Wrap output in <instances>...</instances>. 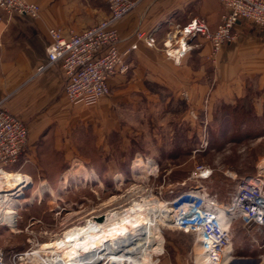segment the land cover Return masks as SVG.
<instances>
[{"label": "rangeland", "instance_id": "1", "mask_svg": "<svg viewBox=\"0 0 264 264\" xmlns=\"http://www.w3.org/2000/svg\"><path fill=\"white\" fill-rule=\"evenodd\" d=\"M249 31L258 30L251 25ZM229 53L220 63L215 56L205 62L209 87L191 100L181 93L150 92L135 103L138 107L119 102L110 114L100 104L110 90L94 107L70 105L65 118L28 145L13 166L33 177L18 191L20 198L13 196L20 200L13 228L0 222V249L7 259L40 251L22 264H42L66 231L125 210L133 200L169 203L176 193L202 186L224 207L239 179L261 172L264 160V72H258L264 69V57L258 56L264 47L252 54ZM234 107L252 108L254 123L234 122ZM138 160H154L155 167L140 169ZM202 164L212 174L198 181L193 175ZM169 224L161 228L164 252L152 254V263L197 264L196 235ZM232 235L230 264H264V229L236 221Z\"/></svg>", "mask_w": 264, "mask_h": 264}, {"label": "crops", "instance_id": "2", "mask_svg": "<svg viewBox=\"0 0 264 264\" xmlns=\"http://www.w3.org/2000/svg\"><path fill=\"white\" fill-rule=\"evenodd\" d=\"M29 1L41 8L40 16L36 19L7 13L0 8L3 19L0 25V104L25 123L29 131L28 145L31 146L53 124L65 118L70 105H75L66 96L67 79L60 64L39 72L40 67L48 62V51L53 42L50 29H62L65 36L82 33L108 19L110 10L106 0ZM133 1L137 3L136 7L115 25L121 52L128 51L138 43V49L124 57L123 64L129 70L109 79L111 94L106 99L102 98L100 101L105 99L102 103L99 101L85 107L105 103V113L111 114L119 102L125 101L130 107H138L135 103L143 100L148 93L161 91L181 93L192 99L193 93H203L209 87L205 86V65L211 62L213 56L217 64L229 51L232 54L239 49L247 54L264 47V30L247 21H240L233 31L235 41L227 44L228 48L224 46L217 56L210 43L197 38L186 48L181 63H175L164 53L163 42L168 31L185 26L194 18L203 19L211 31H216L227 13L223 3L220 0ZM251 25L258 30L257 33L249 31ZM138 32L153 33L157 44L148 47L144 41H137ZM258 56L263 58L264 53ZM258 72L263 73L264 69ZM224 94L223 91L217 93L220 97ZM9 172L33 177L22 168Z\"/></svg>", "mask_w": 264, "mask_h": 264}, {"label": "built area", "instance_id": "3", "mask_svg": "<svg viewBox=\"0 0 264 264\" xmlns=\"http://www.w3.org/2000/svg\"><path fill=\"white\" fill-rule=\"evenodd\" d=\"M106 1L110 17L92 28L69 36H65L59 28L49 31L53 42L49 47L48 62L40 67L39 72L60 64L67 79L66 96L75 105L91 106L109 95V79L129 70L123 64L124 57L138 49L136 42L128 51L121 52L118 47L120 37L115 28L117 22L128 15L137 3L133 0ZM220 1L227 13L216 31H211L207 23L199 18L168 31L163 47L169 59L181 63L186 48L197 38L210 43L215 54L219 53L225 45L235 41L233 31L240 21L264 29V0ZM0 8L7 13H18L30 19L38 18L41 13L40 6L29 0H0ZM2 21L0 16V25ZM136 39L144 41L148 47L157 44L153 33L138 32ZM28 144L29 131L25 123L0 104V168L16 165ZM211 174L210 167L202 164L195 168L193 176L198 181H204ZM19 192L17 198H20ZM15 195L16 191L10 196ZM169 205H174L176 212L174 221H170L176 230L194 234L197 238L201 234L207 256L213 264H219L230 247H233L232 226L236 221L264 229V173L240 178L224 208H218L220 204L217 199L208 195L202 186L182 192ZM34 254L16 253L8 260L0 249V264H22Z\"/></svg>", "mask_w": 264, "mask_h": 264}, {"label": "bare ground", "instance_id": "4", "mask_svg": "<svg viewBox=\"0 0 264 264\" xmlns=\"http://www.w3.org/2000/svg\"><path fill=\"white\" fill-rule=\"evenodd\" d=\"M153 161L145 164V161L138 160L137 163L140 169L151 170L155 167ZM259 167L264 173V160ZM25 183H31L28 175L0 168V192H3L0 195L1 223L12 227L15 225L14 215L18 211L14 205L20 200L10 195H14L15 191L17 195ZM131 203L125 210L105 214L102 221L92 218L86 220L84 225L69 229L57 240L55 248L48 247L49 250L53 249L52 256L40 260V263L107 264L110 261V264H153L152 254L159 256L164 252L161 228L174 221L176 212L169 207V203H151L146 198ZM232 249L230 247L219 264H230ZM195 253L197 264H213L206 254L201 234L195 244Z\"/></svg>", "mask_w": 264, "mask_h": 264}, {"label": "trees", "instance_id": "5", "mask_svg": "<svg viewBox=\"0 0 264 264\" xmlns=\"http://www.w3.org/2000/svg\"><path fill=\"white\" fill-rule=\"evenodd\" d=\"M251 109L252 108H250V109L246 108V111L243 109V112H241L239 109H236L234 107L233 111H232V115L234 117V122H238L239 124H253L254 123V119H253L254 116H253V110H251ZM20 159H21V157H20ZM20 159H19L18 163L21 161ZM16 165H14V166H16ZM14 169L15 168H13V166H11V167H8L7 170L8 171H14ZM181 193H179V194H181ZM179 194L176 193L175 196H177Z\"/></svg>", "mask_w": 264, "mask_h": 264}, {"label": "water", "instance_id": "6", "mask_svg": "<svg viewBox=\"0 0 264 264\" xmlns=\"http://www.w3.org/2000/svg\"><path fill=\"white\" fill-rule=\"evenodd\" d=\"M103 219H104V216L97 218V220H99V221H102Z\"/></svg>", "mask_w": 264, "mask_h": 264}]
</instances>
